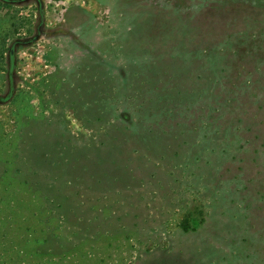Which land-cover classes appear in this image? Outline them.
Segmentation results:
<instances>
[{
    "label": "rangeland",
    "instance_id": "rangeland-1",
    "mask_svg": "<svg viewBox=\"0 0 264 264\" xmlns=\"http://www.w3.org/2000/svg\"><path fill=\"white\" fill-rule=\"evenodd\" d=\"M46 1L43 22L36 0L0 10L22 40L0 98L5 237L68 247L54 264H264V0H84L58 19Z\"/></svg>",
    "mask_w": 264,
    "mask_h": 264
},
{
    "label": "trees",
    "instance_id": "trees-1",
    "mask_svg": "<svg viewBox=\"0 0 264 264\" xmlns=\"http://www.w3.org/2000/svg\"><path fill=\"white\" fill-rule=\"evenodd\" d=\"M38 1V0H36ZM19 3L18 0L14 1V0H0V10H4L6 12V14H12L15 11V4ZM35 9L37 10V13L39 14V20L40 22H43L45 19V12H44V8L41 7V4L37 3ZM14 11V12H13ZM2 18L0 17V20ZM39 22V23H40ZM0 28H1V24H0ZM9 34V30L6 28H1L0 29V78L3 77V82L6 83L7 81H9L10 85V89L8 90L7 94H5V96H0L1 99L5 98V99H9L12 94L14 93V89L12 88V83H13V74L15 76V80H18V76L15 74L14 72V66L16 64L13 63L16 58H15V50L20 47L22 45V40H20L19 38H16L14 40H12L11 42H8L7 39L11 38L12 36ZM24 43V42H23ZM13 67V69H12ZM83 87L81 85H76V90H80L82 91ZM94 90H97V87L93 88ZM84 92V91H83ZM91 95H93V92L91 90L87 91L85 93V95H83L82 93H80L78 96L73 98V101H75L76 103H79L80 107L82 109H87V110H92L94 109L96 106H98L99 101L97 100H92L90 102H88L87 98H94V97H90ZM78 98H85L84 103L82 104L80 101H78ZM74 102V103H75ZM42 145H44L45 148L46 147V143H48L45 140H43ZM102 145V144H101ZM43 147V148H44ZM99 153V151H98ZM101 154V156H100ZM41 158L44 160V156H42V154H40ZM96 156L99 158V156L101 158H104L105 155L104 153H99V155L96 153ZM91 157V155L89 156ZM89 159V158H88ZM73 173V171H72ZM94 180V179H93ZM100 181V180H99ZM96 179V182H99ZM41 193V190H40ZM42 196V194H41ZM43 197V196H42ZM50 197V196H49ZM38 198V196H37ZM48 201H46L47 204H51V201H54V198H50L47 199ZM8 213H10V211H8ZM8 218L11 217V215L7 214ZM4 223V222H2ZM0 223V264H14V262H16L18 260L19 257H22L26 260L25 264H41L42 262L44 264H54L51 262L52 258L49 259H45L46 256H44V254H51L52 252H56V253H65L67 252L69 249H67L68 247L62 245L59 246L57 248H53L51 251L49 252L48 250H42L41 246L43 244H40L39 241H35L37 239H35L33 242L28 239L25 238L23 235H16V236H8L5 237L6 235H8L7 233L14 231L16 228L20 231V228L17 227L18 224H2ZM24 237V238H23ZM34 243V245H33ZM36 244V246H35ZM50 247V244H49ZM44 251V252H43ZM62 253V254H63ZM23 263V261H22ZM20 263H15V264H22Z\"/></svg>",
    "mask_w": 264,
    "mask_h": 264
},
{
    "label": "built area",
    "instance_id": "built-area-1",
    "mask_svg": "<svg viewBox=\"0 0 264 264\" xmlns=\"http://www.w3.org/2000/svg\"><path fill=\"white\" fill-rule=\"evenodd\" d=\"M84 0H47V9H53L56 18H63L65 10L75 3H79ZM46 9V8H45ZM48 11V10H47Z\"/></svg>",
    "mask_w": 264,
    "mask_h": 264
},
{
    "label": "crops",
    "instance_id": "crops-1",
    "mask_svg": "<svg viewBox=\"0 0 264 264\" xmlns=\"http://www.w3.org/2000/svg\"><path fill=\"white\" fill-rule=\"evenodd\" d=\"M14 1H17V0H14ZM39 4H41V7H42V0H38L37 1Z\"/></svg>",
    "mask_w": 264,
    "mask_h": 264
}]
</instances>
